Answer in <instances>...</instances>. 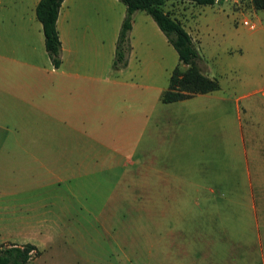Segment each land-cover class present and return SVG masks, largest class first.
I'll use <instances>...</instances> for the list:
<instances>
[{
    "label": "rangeland",
    "instance_id": "1",
    "mask_svg": "<svg viewBox=\"0 0 264 264\" xmlns=\"http://www.w3.org/2000/svg\"><path fill=\"white\" fill-rule=\"evenodd\" d=\"M164 8L191 33L217 90L163 104L162 121L145 124L179 60L164 33L142 24L125 83H103L88 95L95 106L82 102L79 85L57 100L89 106V117L73 119L82 128L46 127L36 114L38 126L22 129L11 126L15 115L0 113V196L8 191L9 206L37 207L1 215L0 243L40 242L26 225L55 210L58 238L30 264H64V249L67 264H192L193 249L209 237L216 252L209 264H264V9L252 0H173ZM74 130L84 143H63ZM175 183L185 190L159 191Z\"/></svg>",
    "mask_w": 264,
    "mask_h": 264
},
{
    "label": "crops",
    "instance_id": "2",
    "mask_svg": "<svg viewBox=\"0 0 264 264\" xmlns=\"http://www.w3.org/2000/svg\"><path fill=\"white\" fill-rule=\"evenodd\" d=\"M38 2L39 0H15L13 5L8 7L2 5L0 0V113L3 118L11 117L7 115H15V120L19 123L16 122V125L11 126L17 128L38 126L36 125L38 117L39 122L42 121L46 127L80 129L82 126L74 123L73 119L78 117L77 113L82 121L89 117V114H92V111L87 110L89 106H70L67 103H58L57 100L60 97L67 99V95L73 91L72 87L79 85L78 89L84 91L82 102H91L95 106L94 98H88L90 93L97 95L98 87H101L103 83L126 82L121 76H125L126 70L130 68L132 50L124 68L113 67L116 35L119 33L126 7L118 0H64L56 21L61 42V64L55 67L45 49L42 26L36 17L35 9ZM140 11L133 14L130 31L131 47H133L134 34H137L142 24L155 30L157 36H162V31L153 18L146 12L147 15H143ZM105 30L107 35H105ZM187 32L191 35L188 30ZM132 83L137 84L138 82L136 80ZM73 103L80 104L76 100ZM163 104L172 103H163L159 96L155 105H149L144 114L145 124H151L153 117L156 124L162 121ZM25 119L29 121L26 126L20 124ZM3 127V123H0V128ZM76 132L77 135L73 137L63 136L65 138L63 143H84L81 132L74 130V133ZM6 140L7 136L2 137L1 143L5 144ZM246 170L249 173L247 164ZM176 181H178L177 176ZM201 185L198 179L194 178L192 190H199L197 187ZM182 186V184L175 183L172 186L173 189L171 186H163L159 191L166 192L169 189L183 191L185 188ZM9 193L8 191L1 193L4 197L0 196V209L2 210L0 216L7 213L9 209H16L24 214V209L32 211L37 208L34 202L23 203L22 201H16L14 202L16 205L9 206L7 203ZM9 202H13L12 199ZM54 212L55 210L48 212L52 217L38 216L36 224L30 226L27 223L26 225L32 231L31 237H38L40 242L31 238L21 243L8 240L0 245L22 246L30 243L36 247L35 251L38 253L26 264L35 262L42 256L41 250L48 246L50 240L58 238L56 233H53L56 222L53 218L55 217ZM42 222L47 225L44 224L41 227L39 224H43ZM19 223L22 222L17 221V224ZM61 234L63 236L60 238L66 240L67 233L61 232ZM201 239L206 240L203 236ZM206 241L208 242L203 249H193L192 264H199V257L209 264L215 256L212 239L209 237ZM64 254V264H67V249H64ZM227 256L228 254L225 253V257Z\"/></svg>",
    "mask_w": 264,
    "mask_h": 264
},
{
    "label": "trees",
    "instance_id": "3",
    "mask_svg": "<svg viewBox=\"0 0 264 264\" xmlns=\"http://www.w3.org/2000/svg\"><path fill=\"white\" fill-rule=\"evenodd\" d=\"M64 0H39L36 5V17L41 23L45 49L55 67L61 64V42L56 28V21L61 4ZM126 7L117 41L113 64L115 68L127 65L130 52V31L133 14L144 11L156 22L174 47L178 55V64L187 66L181 70L178 64L169 77L167 89L161 95L163 103H173L192 97L195 94L212 92L219 88L216 78L205 75L199 66V52L191 35L183 24L171 12L165 10L168 1L173 0H118ZM191 1L198 5H213L215 0H176ZM253 6L264 9V0H252ZM36 247L30 243L22 246L14 244L0 245V264H26L37 255Z\"/></svg>",
    "mask_w": 264,
    "mask_h": 264
},
{
    "label": "built area",
    "instance_id": "4",
    "mask_svg": "<svg viewBox=\"0 0 264 264\" xmlns=\"http://www.w3.org/2000/svg\"><path fill=\"white\" fill-rule=\"evenodd\" d=\"M218 1H219V0H215L214 3H217ZM245 24H247V22H245ZM249 27L252 29V28H254V25H253V24H250Z\"/></svg>",
    "mask_w": 264,
    "mask_h": 264
}]
</instances>
